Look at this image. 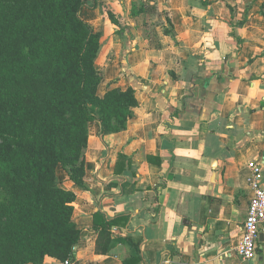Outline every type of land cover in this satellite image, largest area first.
<instances>
[{
	"label": "crops",
	"instance_id": "crops-1",
	"mask_svg": "<svg viewBox=\"0 0 264 264\" xmlns=\"http://www.w3.org/2000/svg\"><path fill=\"white\" fill-rule=\"evenodd\" d=\"M84 1L98 94L132 87L138 105L121 132L90 122L86 188L60 177L81 229L69 264H240L248 162L264 161V0ZM98 210L123 216L110 235ZM245 264H264V235Z\"/></svg>",
	"mask_w": 264,
	"mask_h": 264
},
{
	"label": "trees",
	"instance_id": "trees-1",
	"mask_svg": "<svg viewBox=\"0 0 264 264\" xmlns=\"http://www.w3.org/2000/svg\"><path fill=\"white\" fill-rule=\"evenodd\" d=\"M85 6L0 0V264L74 260L77 195L57 169L86 188L90 122L102 136L121 132L138 105L132 87L98 94L100 32L81 15ZM121 217L98 210L94 228L110 235Z\"/></svg>",
	"mask_w": 264,
	"mask_h": 264
},
{
	"label": "built area",
	"instance_id": "built-area-1",
	"mask_svg": "<svg viewBox=\"0 0 264 264\" xmlns=\"http://www.w3.org/2000/svg\"><path fill=\"white\" fill-rule=\"evenodd\" d=\"M248 177L251 192L248 215L243 225L242 237L237 246L240 264L252 260L258 253L260 235H264V161L252 159L248 162ZM77 246L74 247L76 251ZM70 261H66L69 264Z\"/></svg>",
	"mask_w": 264,
	"mask_h": 264
},
{
	"label": "rangeland",
	"instance_id": "rangeland-1",
	"mask_svg": "<svg viewBox=\"0 0 264 264\" xmlns=\"http://www.w3.org/2000/svg\"><path fill=\"white\" fill-rule=\"evenodd\" d=\"M57 172H58L59 177H62L63 178L66 175L65 174L66 172L62 169V167H58ZM60 181H61V178H60L59 182Z\"/></svg>",
	"mask_w": 264,
	"mask_h": 264
},
{
	"label": "water",
	"instance_id": "water-1",
	"mask_svg": "<svg viewBox=\"0 0 264 264\" xmlns=\"http://www.w3.org/2000/svg\"><path fill=\"white\" fill-rule=\"evenodd\" d=\"M260 237H263V234H261ZM261 239H262V238H261Z\"/></svg>",
	"mask_w": 264,
	"mask_h": 264
}]
</instances>
